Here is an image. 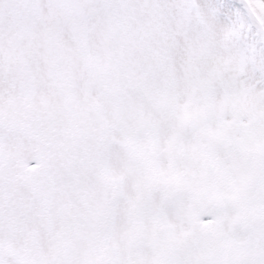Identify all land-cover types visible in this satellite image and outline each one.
Returning <instances> with one entry per match:
<instances>
[{"label":"snow or ice","instance_id":"obj_1","mask_svg":"<svg viewBox=\"0 0 264 264\" xmlns=\"http://www.w3.org/2000/svg\"><path fill=\"white\" fill-rule=\"evenodd\" d=\"M0 264H264V0H0Z\"/></svg>","mask_w":264,"mask_h":264}]
</instances>
